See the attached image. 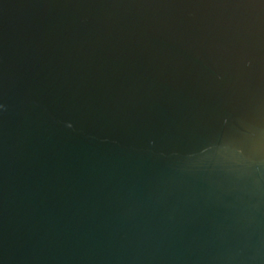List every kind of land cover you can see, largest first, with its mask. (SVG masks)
I'll list each match as a JSON object with an SVG mask.
<instances>
[{"label":"water","instance_id":"obj_1","mask_svg":"<svg viewBox=\"0 0 264 264\" xmlns=\"http://www.w3.org/2000/svg\"><path fill=\"white\" fill-rule=\"evenodd\" d=\"M0 264H264V0H0Z\"/></svg>","mask_w":264,"mask_h":264}]
</instances>
